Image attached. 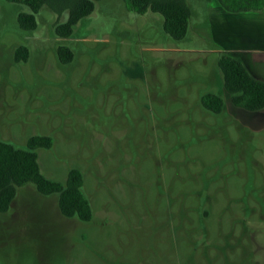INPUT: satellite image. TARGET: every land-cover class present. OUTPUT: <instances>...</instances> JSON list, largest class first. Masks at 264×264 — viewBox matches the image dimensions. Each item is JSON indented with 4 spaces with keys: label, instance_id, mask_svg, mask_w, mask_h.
Here are the masks:
<instances>
[{
    "label": "rangeland",
    "instance_id": "obj_1",
    "mask_svg": "<svg viewBox=\"0 0 264 264\" xmlns=\"http://www.w3.org/2000/svg\"><path fill=\"white\" fill-rule=\"evenodd\" d=\"M189 4L177 42L160 15L97 2L64 65L55 28L68 13L44 7L25 31L17 18L30 8L0 0V139L26 148L52 136L38 150L43 174L64 184L81 170L94 211L82 224L56 196L19 188L0 213V264H264V111L235 107L224 89L219 5ZM22 45L30 58L16 63ZM206 93L223 96L225 114L204 110Z\"/></svg>",
    "mask_w": 264,
    "mask_h": 264
},
{
    "label": "trees",
    "instance_id": "obj_2",
    "mask_svg": "<svg viewBox=\"0 0 264 264\" xmlns=\"http://www.w3.org/2000/svg\"><path fill=\"white\" fill-rule=\"evenodd\" d=\"M26 5L30 13H19L18 23L25 31L38 27L37 15L47 7L59 16L68 13L66 22L55 28L58 45L56 51L60 64H70L75 60V52L69 46L76 26L93 14L96 3L102 0H7ZM127 8L138 15L149 11L163 17V29L173 40L181 42L188 36L192 10L190 0H123ZM216 2L226 13L240 14L264 11V0H204ZM30 49L26 45L15 49V62L27 63ZM221 80L232 104L249 112L264 111V81L256 78L236 53H224L218 61ZM201 105L207 112L215 115L226 113V102L222 95L206 93ZM54 138L49 135H34L21 148L0 139V213H7L19 188L33 184L39 194L56 196L59 211L66 219H74L82 224L93 220L94 211L91 200L85 193V175L79 169H71L66 183L47 178L39 163L38 150H50Z\"/></svg>",
    "mask_w": 264,
    "mask_h": 264
},
{
    "label": "crops",
    "instance_id": "obj_3",
    "mask_svg": "<svg viewBox=\"0 0 264 264\" xmlns=\"http://www.w3.org/2000/svg\"><path fill=\"white\" fill-rule=\"evenodd\" d=\"M210 17L215 21L212 23L214 28L219 29L221 33L225 29V23L230 25L225 29L226 37L229 38L224 47L228 52L238 54L249 71L264 81V76L256 69L257 64L262 61L260 56L264 55V11L231 14L220 9ZM251 38H256L258 43L253 44ZM246 40H250L251 43L246 44Z\"/></svg>",
    "mask_w": 264,
    "mask_h": 264
}]
</instances>
